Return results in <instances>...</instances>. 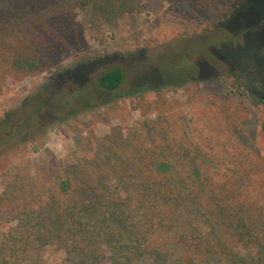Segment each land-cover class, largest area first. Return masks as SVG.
I'll return each mask as SVG.
<instances>
[{
    "label": "rangeland",
    "instance_id": "374dc122",
    "mask_svg": "<svg viewBox=\"0 0 264 264\" xmlns=\"http://www.w3.org/2000/svg\"><path fill=\"white\" fill-rule=\"evenodd\" d=\"M131 2L107 0V13L78 6L62 53L37 73L0 54V248L19 247L7 264H33L36 253L40 264H72L25 207L29 182L44 190L82 155L102 165L112 143L149 148L161 135L189 157L208 153L210 172L238 168V201L227 204L252 227L261 249L251 258L264 264V0ZM113 67L125 80L106 95L94 81Z\"/></svg>",
    "mask_w": 264,
    "mask_h": 264
},
{
    "label": "trees",
    "instance_id": "16d2710c",
    "mask_svg": "<svg viewBox=\"0 0 264 264\" xmlns=\"http://www.w3.org/2000/svg\"><path fill=\"white\" fill-rule=\"evenodd\" d=\"M238 1L240 7L245 0ZM105 3L5 0L0 3V54L11 57L16 67L36 70L33 74L44 70L62 53L60 42L71 32L66 23L74 21V10L91 5L94 12L107 13ZM115 3L120 8L132 4L131 0ZM124 80L121 68H106L94 85L110 95ZM142 90L130 88L128 94ZM161 136V145L153 136L149 148L138 144L124 149L112 143L102 165L91 166L85 161L88 156L82 155L80 163L53 171L44 190L43 184L29 182L23 192L29 198L25 207L48 228L45 240L53 238L62 245L72 264H255L257 258L251 254L255 246L261 249L256 235L252 227L243 231L241 210L227 204L230 198L234 204L238 201L239 186L233 179L238 168L231 170L233 178L223 169L210 172L208 153L197 150L189 157L181 147L174 151ZM225 190L227 197L222 195ZM18 249L2 246L0 264L9 262L7 256L18 257ZM33 264H40L39 253Z\"/></svg>",
    "mask_w": 264,
    "mask_h": 264
}]
</instances>
